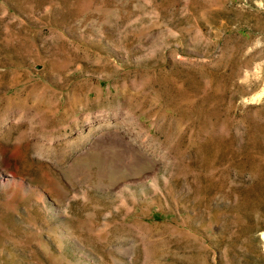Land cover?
I'll return each mask as SVG.
<instances>
[{
	"label": "rangeland",
	"instance_id": "374dc122",
	"mask_svg": "<svg viewBox=\"0 0 264 264\" xmlns=\"http://www.w3.org/2000/svg\"><path fill=\"white\" fill-rule=\"evenodd\" d=\"M264 0H0V264H264Z\"/></svg>",
	"mask_w": 264,
	"mask_h": 264
},
{
	"label": "bare ground",
	"instance_id": "6f19581e",
	"mask_svg": "<svg viewBox=\"0 0 264 264\" xmlns=\"http://www.w3.org/2000/svg\"><path fill=\"white\" fill-rule=\"evenodd\" d=\"M262 236H263V238H264V232L262 233Z\"/></svg>",
	"mask_w": 264,
	"mask_h": 264
}]
</instances>
